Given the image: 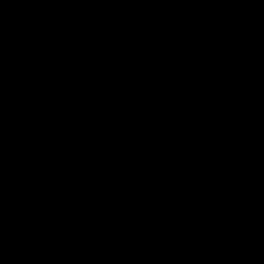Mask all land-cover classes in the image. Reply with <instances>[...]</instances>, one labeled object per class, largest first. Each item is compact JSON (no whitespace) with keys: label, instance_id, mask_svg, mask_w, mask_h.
Segmentation results:
<instances>
[{"label":"water","instance_id":"water-1","mask_svg":"<svg viewBox=\"0 0 264 264\" xmlns=\"http://www.w3.org/2000/svg\"><path fill=\"white\" fill-rule=\"evenodd\" d=\"M0 264H264V0H0Z\"/></svg>","mask_w":264,"mask_h":264}]
</instances>
